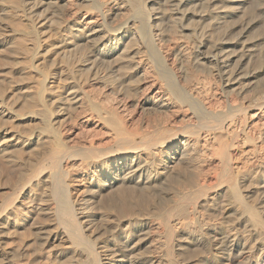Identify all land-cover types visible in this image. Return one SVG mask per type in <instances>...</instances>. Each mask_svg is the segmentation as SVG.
<instances>
[{"label":"bare ground","instance_id":"1","mask_svg":"<svg viewBox=\"0 0 264 264\" xmlns=\"http://www.w3.org/2000/svg\"><path fill=\"white\" fill-rule=\"evenodd\" d=\"M22 1L24 2L25 5L26 4L29 6L32 5L30 8H33L32 9V12H33L37 8L39 9L43 7L44 5L45 6L52 5V4L58 5L63 0H22ZM72 1L75 2L74 5L75 4L85 5L88 2H92L95 4L99 3L101 10H100L98 17L96 18L86 19V20L79 22L77 20V17H75V14L74 15L72 14L74 17L72 16L71 19L68 18L69 20L67 19L68 21L66 23L63 22L65 24L64 31L66 29V33L65 32L63 33L65 35H64L63 45L61 49L62 48L64 49L66 46H74L76 48L77 44L84 40H88L87 42L95 41V48H94L95 53L98 55H103L105 54L106 51H108V55L111 58L112 64L109 67V74L107 76V78L108 77L111 78V83L112 81L114 82L116 81L118 82V84H120L119 82H122L123 79L129 75L137 76L138 80L140 81L142 79L148 80V78H152L151 81H147L148 82L147 85L143 86L144 91H142V93L144 92V95L142 94L143 99L140 103L141 108L143 109L142 111H147V113L149 114L151 113L148 111H152V112L161 111V112H164L165 114L167 110H170L171 108L176 107L177 108L176 112H178V109H179V113L181 112V114L178 117H182L184 121H186V123L185 124L183 123L184 125H181V126H175L177 124L174 122L173 123L174 125L171 123L170 124L171 126H167V124L163 125L164 123L162 124L161 122L160 123L161 126L155 127L156 128L155 131L149 132L148 136L146 135L147 138H144L141 141L136 140L135 135L140 130L138 125H140L141 123L139 119L135 118V116L129 112L131 109L129 108L128 104L126 105L123 104L124 99L121 101L123 103H120L119 101L120 98L117 99L116 94L118 90L117 91L115 90L116 93L113 91L112 92L108 91L109 92L108 93L105 90L107 92L106 94L103 92H102L103 94H97L94 90L87 91L89 89H85L84 87L86 86H88L89 88V87L94 86L95 84L104 85L105 83L104 79L106 77L101 76L102 75L100 74L101 70L100 71L97 70L95 67L96 64L95 63H94L95 65L92 64V61L91 63H88V64L84 62L83 65L81 64L82 68L80 69H78L77 64H76L77 66L74 65L76 68H73L71 66L72 61H74L72 59L73 57L71 58L70 57L71 55L68 56L70 54L69 51H68L69 53L68 55L66 54L67 51L66 53L62 51V54H60L61 52L60 53L58 52L56 54L57 56H59L58 54H60L59 56L60 60L61 62H63L61 64H65V66L67 64L66 66L67 68L64 70L65 68L64 66L63 71H60L61 69L60 70L58 69L57 73L66 74V76H69L67 79L73 80L74 82V86L68 92L67 97L68 96L71 97L68 99V101H73L75 104H77L76 108L78 109V112L76 114L77 115L76 117L79 120V123L81 124V126L82 125L87 126L91 124L93 119L94 120L97 119V121L98 120L100 121L98 122L99 124L103 125V127H106L107 129L106 132H108L109 134L107 135L109 137L108 139L110 138L114 139V141L112 142H111L112 139L108 140L110 142H104V140L100 141L97 137L98 140L96 141L95 140L90 141V139H89L90 142L87 140L86 141L82 140L83 142L81 143H77V144L74 143V144L69 145L68 141L65 140L66 138L62 140L64 136L63 137L61 136L62 138H57L59 129L56 127L57 121H55L53 118L54 117L53 113H55V110H52L53 113L50 114L49 112L51 110L49 111V109H47L48 107H50V109L52 108L51 106H48L49 104L47 105L48 90L50 89L48 87V81L50 80V77L54 75L55 73L51 72L49 75V73H47L46 70H48L50 67H53V68L57 67L58 64L60 63L59 57L57 58V56H55V58L52 60L48 57L50 60L47 61L46 64L49 63L51 66L48 64L49 66H47L48 69L45 70L46 71L45 73L43 70L45 68H43V66L45 64V61L48 59L47 58L42 59L39 55V52H37V49L36 50L32 49V51L35 50V53L33 52L32 57H30V60L28 59L29 61L27 62H29L28 64V68L30 71L29 73H33L37 77L36 78L37 85L36 86L34 85L36 87L35 88L36 91H34L35 93H33V91L31 90L30 91L31 93L36 95V98L38 99V101L35 100V98L34 100L38 103V105L40 104L41 110L39 109V112L37 113L36 112L29 113L28 111L27 112H28V115L31 114L34 117L36 116L40 120V122L44 123L45 126L44 128H42V131L40 129L41 127L38 126V129H40V131L37 130L38 133H29L28 136H26L25 134H24L25 136H22V134L21 136H19L18 133L14 134L12 132V129L9 128V126L7 125L8 123L7 118L11 119L13 118V116L16 117L15 109L13 106H8L5 103V98L1 97L0 98V133L1 134L3 133V139L0 142L2 146L1 150L8 151L12 145L21 143L23 137L27 139L26 140L27 142L26 143L24 142L25 145H28L29 142L30 143L32 142L31 140H33L37 134L38 136L44 135L48 137H54L60 140L59 142H56L57 146H54L53 149L51 150L52 152L50 154L51 155L50 158L48 157L47 160L43 158L44 160L41 159L40 162L38 161L37 164H34L35 168H33L32 172L30 173L31 175L30 174H29L30 176L27 175L29 176L27 179L25 178V180L20 182L19 185L17 184L18 186H16L9 195L7 194L8 196L7 198L4 197L5 199H2V200L0 199V263L1 264L16 263L15 258L16 257L19 258L20 257L19 255H21L22 253L26 255L28 253V249L31 246V244H29L30 242H26V239H27V237L25 236L26 234L24 235L23 238L19 237L21 239L19 238L17 239L15 235L16 233L13 232V229H17L20 226H25L31 221H33L32 223L35 224L38 218H40L39 220L42 221L43 220L41 219L42 216H49V218L51 217L54 220L52 225H54V227L56 225L57 227H55V229L54 228L50 229L51 226L37 228L34 225L36 230L34 231L35 234L33 233L35 235V239L32 245L33 244L37 245L40 242H43L44 244L42 243V245L44 246L62 244V243H70L73 247V250L76 256H79L82 259L84 257H88L92 260L93 264H128V262L129 264H186L185 259H186V254H187L186 252L187 247H185L182 239L187 241L188 242L187 244L195 241V244L198 245V248L202 247L203 250L205 248V251H203V253L208 251V254H209L208 263L209 264H264V206H261L264 203V198H260L261 196L260 195L259 198L256 200V203L252 204V202L249 203L250 201H248L247 199L248 197L244 193L245 192L244 189H246L249 186H253L255 184L260 186V188L264 191V90H261L260 92L256 90V92H259V94L256 93L258 95L255 98L248 97L249 94L246 95V93L249 91V88H250V82L254 78H256V75H255L256 71H254L255 73L253 72L254 74H251V73L249 74V73H246V71L242 69V64L243 62H246L245 59L247 56L245 55L246 53L244 52V49H243L244 47H241V51H239L240 53L238 52L237 48L240 46V43L236 41L237 39L232 38V35L234 34V32H232L233 29H231L232 26L230 27V29H227L228 27L225 28V30L227 29L228 31H226L224 34L222 31L221 32L222 34L218 36L213 35V33L216 32L214 30L216 27L213 28L214 32H212V34L209 33V31H204L200 35V40L197 41L195 44H193L191 47L189 46L190 48V49L188 48L189 54L187 57H185L186 58L185 61L188 64V66L191 65V67H193L192 69H194V67L197 68V66H202V65L203 66L206 65V67L208 66L209 76L208 78L206 77L207 79L204 81V83L201 86L199 87L194 86L195 87L194 89L191 88L193 92L190 93V96H189L190 99L186 98L182 94H180V91L179 93L175 91V87L182 83V82L180 83V78H181L180 75L183 74V72L180 71L182 73H179L176 71L178 68L175 69L176 67L173 68V66H171L170 64L171 60L169 61L168 56H165L164 54L165 52L164 51L165 50L164 49V44H165L164 37L160 35L161 34L160 31H159L160 34L157 32V28H158L157 22L163 19H166L165 21L168 20L169 22H173L174 24H176L177 27L179 26L181 30L186 29L183 25L185 21L195 16V15L187 14V12L189 11L188 7L190 5L192 6L193 4L195 7L199 6L203 10H207V13H205L204 15L200 14L202 18L201 20L210 19L215 14V13L213 14L212 12L216 10V5L222 2V0H166L165 1L166 4L164 3V6L166 5L165 6L166 8L163 13L161 12L162 15L160 16H158V14H153L154 13L153 9H151V7L149 6L150 5L149 3H152L150 2V0H138V11H137V8L135 9L137 11L136 13H135V10L133 11L134 14H136V16H133V15H132L133 17L129 16L131 19H127V21L125 20L126 22L124 21L125 22L124 24L121 23L120 25H116V26L115 25L113 26L112 18L114 15L121 13V12L125 13L126 11H132V8L129 7L130 5L129 6L126 5L125 0L124 1L114 0L115 2L114 4L116 5V8L109 6L110 2L112 3V1L110 0H72ZM135 5L137 6V4ZM23 8L26 9V6ZM82 8H84V6ZM214 8L215 10L213 11ZM76 9L75 10L77 13L80 9L78 7ZM86 10L90 12V10H88L87 8ZM126 14L127 13H125L124 15L126 16ZM42 17H43V20L46 19V17L44 16ZM136 17L140 18V21H138V18ZM136 22H140L141 26H138L137 25L138 23L136 24ZM116 23L118 24V22ZM13 26L14 25H12V27ZM134 26L137 28H135ZM173 26L175 30H177L175 25ZM16 28H18V26ZM133 29H135V31L139 33L137 38H135V35H132L131 37V31H133ZM21 30L22 29L20 30L14 29V31L17 33L18 31H21ZM27 32L28 31H26L25 33ZM28 34L30 35V33ZM197 34H200V33H197ZM12 35H13V32H12ZM251 36L252 34L250 35V37ZM18 37H21V36L18 35ZM137 40L141 42L140 44H142L143 47H147V48H149L150 46L154 47L155 49L152 51L155 52V56H157V58L156 57L155 58L145 57L146 59H139L138 55L142 49L140 50V48L137 46V43H136ZM166 42H167V38H166ZM159 43H162V44H159ZM167 44L165 45L166 47H167ZM39 45L40 44H38V46ZM159 46H162V47H159ZM75 48H73L74 51H75ZM61 49L59 51H61ZM92 51L93 50H91L90 52ZM146 51L147 50H145V52ZM5 52L7 51L5 50ZM148 52L146 53L148 54ZM248 53L249 52H247V54ZM45 54L43 53V55ZM182 55L185 56L184 53H182ZM47 56L48 55H46L45 57ZM19 63H17V66L19 65ZM184 65L182 62L181 66L184 67ZM96 66L98 67L100 66V64ZM160 68H163L164 71L161 70ZM81 69L85 70L88 73V74L84 73L85 75H88L86 76L87 78H85V75H82L83 77H81L82 73H79ZM186 71L187 70H185L184 72ZM194 71L196 70H192V72ZM15 72H17V70ZM78 75H80V77ZM32 77L34 76L32 75ZM186 77H187V74H186ZM21 78L23 77L21 76ZM195 78H197V76ZM67 79L65 80L66 82H68ZM198 79L199 78H197V80ZM143 80L141 82H143ZM24 81H27V80H24ZM145 83H146V80H145ZM158 84L163 85L164 87L158 86L159 87L158 88L157 87ZM11 85H14V84H11ZM17 85H19V83ZM21 85L23 84L21 83ZM106 85H107V82H106ZM217 86L219 87L220 90H222V92L220 93L221 95L219 96H215V93H216L215 91H216ZM106 87L105 89H108ZM121 87L122 86H120V88ZM9 89L12 91L10 86H9ZM227 89L231 90L230 92H227V93H234L236 95L238 99L236 102L231 101L232 98L228 96V94L226 93ZM120 90H124V89L123 88L119 89V94L122 92V91L120 92ZM126 91H123V92H126ZM3 93L4 92H2V94ZM53 93L54 92H52V94ZM98 93H100V91H98ZM22 94L24 93L22 92ZM56 94L58 96V93ZM213 94H214V97H212ZM217 94L218 93H216V95ZM27 96L29 95L27 94ZM60 96L62 95L59 94V97ZM13 97L16 98L17 96H13ZM127 100L125 99V101ZM62 101L67 102L66 99L65 100L62 99ZM33 102L30 101V103H33ZM58 102H61V101H58ZM131 102L132 103L130 104V106H134L135 101H131ZM22 104H25V103H22ZM63 105H59V106H63ZM223 105L227 107L223 109L222 108ZM22 107L25 108V105H22L20 108ZM26 107H27V104H26ZM36 109L38 108L36 107ZM22 110L20 109L21 113L19 112L21 116L22 114H24L22 113L23 112ZM58 110L60 112V110H62L61 107H59ZM24 112L26 113V111ZM67 113H68V110H67ZM72 113L70 112V114ZM167 115L168 114H166L165 116ZM196 115H203L205 119L208 118V120L210 121V122L206 121L204 123L207 129L212 131L206 139L202 137V132L201 130H198L199 128L197 124H194L193 121H192L193 123L191 122V119H193V117H195ZM69 116L70 115L66 117H69ZM67 120L65 122H67ZM69 121H71L72 123V120H69ZM71 123L69 124L71 125ZM58 124L60 123L58 122ZM63 125L65 127V123ZM148 128L150 127H147V129ZM60 131H62L61 125H60ZM82 132H84V129H81V133ZM64 134L65 133H63V135ZM59 137H60V134H59ZM61 140L63 141L62 143L60 142ZM243 147L249 148L248 152L250 151V154L249 153L248 154L251 156L245 159L246 161L242 160L244 161V163H241L237 161V157H238V153ZM31 154L34 155L33 152ZM202 155L207 156L210 159V163L215 165V168H216L215 174L214 172H212V175H210L211 174L210 173L211 171H210L209 175L205 174L206 177L203 176V180H204L203 182H199L200 181L199 179L198 181H196V183L194 182V184L196 185V187L194 186V188H196L194 191L188 190V192H184L178 189L177 192L175 193L177 197L174 200L173 205L169 209L167 208V212L165 213L163 222L162 224H159V225H163L164 229H161L162 230L161 231L160 228H157V225L154 224V228H153L154 231L152 234H154L157 237L156 238L157 240L155 241H157L156 242L157 248L160 250L159 252H161V255H159L160 257L152 256L153 254H149V253L148 255H150V257H143L140 255L137 256L138 254V251H137L138 247L136 245L137 242L134 243L135 245L133 244V242L138 237L136 236V232L140 228L142 230L144 229L147 230V228L152 227V225L149 226L150 223L148 220L151 219V217H153V215L155 214V211H154L155 207L153 206L154 205L153 203L156 201H154L155 200L154 199L153 200L154 202L153 201L151 202L153 205L149 201L147 202L145 198L147 195L146 193L149 192L150 194H152L153 191H155L156 184L158 182L160 183V181H162L163 183L166 180L169 181L168 179H171L170 177L173 175V173H176L175 165L177 166L176 163L178 161H181L182 159H186V158H192V159L197 160L201 158ZM197 162L198 160L196 161V163ZM207 162H209V160ZM256 162H258L257 165L255 164ZM213 167L214 166H212V168ZM201 170L202 169H200V171ZM175 175H173V178ZM66 178L69 179L68 181L70 182V184L66 182ZM179 180H180V177H179ZM188 180L190 181V179ZM170 181H173V179H171ZM182 181L184 180L182 179ZM174 183L169 182V184L171 185ZM177 183L182 185L181 182H177ZM184 185L185 184H183V186ZM222 185H226L225 186L226 189L224 192L226 193V195L229 196V197L227 196L229 198V202L227 200L228 199L227 197H226L227 199H225L227 200L228 203L227 202L223 203L224 200L221 201L222 196L224 194H223V191L220 192L219 189ZM41 188H44L45 192L40 193L41 191L39 192V190H41ZM180 188L182 187L180 186ZM215 188H219V189L216 190ZM127 190L131 192V193L129 192L131 194L129 196L130 197L132 196V199L133 198L135 199V196H136V199L134 201H135V204H137V206L135 205L136 208H134L132 206V203H130V205H127V208L124 209V211L121 210L123 211V213H121V211L118 210L119 202L115 201L117 197L115 199L114 196H118V200L120 198L124 202L126 201L125 198L127 196L125 195V192ZM156 191H155V194H156ZM144 193L146 194L145 196H144ZM249 195L250 193L248 194V196ZM112 197L115 200H113ZM147 197H151V196H149L148 194ZM167 197L169 196L167 195ZM223 197H225V195ZM147 199H151V198H147ZM116 202H118V204ZM127 203L129 202L127 201ZM119 205H122V203L120 202ZM160 205H163V204L160 203ZM106 211L107 213L110 212L111 214L114 212H117L118 214H123L124 218L127 217L126 220H124V222L128 223L130 228L121 229V226H122L121 224L124 218L121 221V217L116 216L117 219L120 221L117 223V227L118 225H120L119 226L120 228L119 229L117 228L116 230H113V231L109 229L110 230L109 233L110 232L112 233V235H110L112 236L110 240L111 244L106 245L107 244L106 243L105 245H102L100 247L99 244L97 243L96 238L98 237V235L101 234L99 231L103 229L104 226L101 229H99V231L95 229V231L100 233L98 235L96 234L97 232L95 233L97 235L96 238L92 236V233L94 235L95 231L93 232V229H94V226L98 224L97 222L102 220L101 218H103L104 220V216H106ZM207 212L208 213L212 212L213 214L217 213V214H220V216L230 214V216H233L234 218V219L231 218L234 220L233 224H231L232 223L231 222L229 224L231 226H228L227 228H220L219 226H217V224L215 226H212V225L210 226L209 225L210 221H208V218L211 216V214H208ZM20 217H22L21 219L24 218L22 220L23 221L22 223H20L19 221ZM108 221H110V218L108 219ZM37 222L39 223L40 221H37ZM44 223H46V221ZM60 225H63V226L65 225V226L64 227L62 226L63 229H60L59 228L61 227ZM225 225L226 224H224V226ZM240 226L245 228L244 232L245 230L246 232H248V236L246 238L242 239V237H240L238 233ZM106 229L104 228L105 231H107ZM148 231H146L147 234L149 233ZM143 233H145V231ZM140 234L142 235V233ZM244 236L245 235H243V237ZM141 239L142 238H140L139 240L141 241ZM99 241L101 240L99 239ZM8 244L12 246H8ZM38 246H41V245L38 244ZM153 246L155 247L154 244ZM136 251H137V254L135 255ZM31 255H30V258H31ZM154 255H157V254H154ZM206 256L207 255H205V257ZM77 259L78 257L75 260ZM23 264H27V263L23 262ZM81 264H86V262L81 263Z\"/></svg>","mask_w":264,"mask_h":264},{"label":"rangeland","instance_id":"2","mask_svg":"<svg viewBox=\"0 0 264 264\" xmlns=\"http://www.w3.org/2000/svg\"><path fill=\"white\" fill-rule=\"evenodd\" d=\"M17 0H0V83H2V84H0V95L2 94V92H4L1 96H0V98L2 97V98H5V103L8 105V106H13L14 107V109H15V115H16V117H14L13 116V118H11V119H8L7 118V121H8V123H7V125L9 126V128H11L12 129V132L14 133V134H17L18 133V135L19 136H21V134H22V136H28L29 135V133H38V131H40V129H41V131H42V128H44V123H42V122H40V120L35 116H33V115H31V114H29L28 115V112L30 113V112H39V109L41 110V107H40V104L38 105V103L35 101V100H37L38 101V99L36 98V95H34L33 93H35L34 91H36V83H37V77L35 76V74H33V73H29L30 71H29V68H28V64H29V62H27V61H29L30 60V57H32V55H33V52L35 53V50L37 49V52H39V55H40V57L42 58V59H45V58H47L48 60H46L45 61V64H46V62L47 61H49L50 59L52 60V59H54L55 58V56H57V54L56 53H60V54H62V51H64L65 53H66V51H67V55L68 56H70L74 61H72V67L73 68H76L75 66H77L78 67V69H80V68H82V65L84 64V62L85 63H91V61H92V64H96V65H98V64H100V66H96L95 64V67H96V69L97 70H101L100 71V74H102L101 76L102 77H106L104 80V85L103 84H95L94 86H92V87H89L88 88V86H86V87H84L85 89H89V90H87V91H90V90H94L97 94H103V93H107L108 91H110V92H115L116 93V91H117V94H116V96H117V99H119V101H120V103H123V102H121L123 99V101H124V105H126V104H128V106H129V108L131 109L129 112L132 114V115H134L135 116V118H137V119H139V121H140V125H138L139 126V131H138V133L135 135V137H136V140H138V141H141L142 139H144V138H147V136H148V133L149 132H152V131H155L156 130V128L155 127H157V126H161L160 125V123L162 122V124L163 125H166L167 124V126H171L170 124L172 123H176L177 125H175V126H181V125H184L185 123H186V121H184V119L182 118V117H178L180 114H181V112L179 113V109H178V112H176L177 111V108L176 107H174V108H171L170 110H167V112H165V114H164V112H161V111H154V112H152V111H148V112H150L151 114H149V113H147V111H142L143 109L141 108V101H142V99H143V95H144V92L142 93V91H144V85H147L148 84V82L147 81H151L152 80V78H148V80L147 79H142L143 80V82H141L140 80H138V77L137 76H135V75H129V76H127L126 78H124L123 79V81L122 82H119L120 84H118V82H114V81H112V83H111V78L110 77H108L107 78V76H108V74H109V67L111 66V58L109 57V55H108V51H106L105 52V54H103V55H98V54H96L95 53V50H94V48H95V41H89V42H87L88 40H84V41H81V42H79L78 44H77V46H76V48L74 47V46H66L64 49L62 48L61 49V47H62V45H63V40H64V35L65 34H63L64 32L66 33V29H65V31H64V26H65V24L63 23V22H67L69 19L68 18H72V16L75 14V17H77V20L80 22V21H83V20H86V19H91V18H96V17H98V15H99V13H100V10H101V7H100V4L99 3H92V2H88L87 4H85V5H77V4H75L74 5V1H72V0H63L62 2H60L58 5H54V4H52V5H44L43 7H41V8H37L35 11H33L32 12V9L33 8H30L32 5H25L24 4V2L22 1V0H18L17 2H16ZM110 1H112V3L110 2V4H109V6L110 7H115L116 8V5L114 4L115 2H114V0H110ZM124 1V0H123ZM166 0H150V2H152V3H149L150 5V7H151V9H153V14H158V16H160V15H162L161 14V12L163 13L164 12V10H165V6H164V3L166 4V2H165ZM224 0H222V2H220V3H218L217 5H216V10H215V8L213 9V11L214 12H212L213 14H214V16L212 17V18H210V19H207V20H201L202 18H201V16H200V14L201 15H204L205 13H207V10H203L202 8H200L199 6L198 7H195L194 6V4L191 6V8H190V6L188 7V9H189V11L187 12V14L188 15H195L194 17H192L191 19H189V20H187V21H185V23L183 24L184 25V27L186 28V29H183V30H181L180 29V27L178 28L177 26H176V24H174L173 22H169L168 20L167 21H165L166 19H163V20H159L158 22H157V24H158V28H157V32L160 34V32H161V34L160 35H162L163 37H164V41H165V44H164V54H165V56H168V58H169V61H170V64H171V66H173V68H175V69H177L176 71L177 72H179V73H182L183 72V74H181L180 76H181V78H180V85H178V86H176L175 87V91L176 92H178L179 93V91H180V94H182L184 97H186V98H189L190 99V93H192L193 92V90L192 89H194L195 87H199V86H201L203 83H204V81L208 78V74H209V71H208V66L206 67V65H202V66H197V68H199V69H197V68H195L194 67V69H192L193 67H191V65H189L188 66V64L186 63V61H185V57H187L188 56V54H189V46L191 47L193 44H195L197 41H199L200 40V35H201V33L202 32H204V31H209V33H211L212 34V32H214V30L216 31V32H214L213 33V35H215V36H218V35H220V34H222L221 32L223 31V34L226 32V31H228L227 29H230V27H231V29H233V31L232 32H234V34L232 35V38L233 39H237L236 41H238L239 43H240V46L237 48V50H238V52L239 51H241V47H244L243 49H244V52L246 53L245 55L247 56L246 57V59H245V61L246 62H243V64H242V69L243 70H245L246 71V73H251V74H254L255 72L254 71H256V73H255V75H256V78H254L251 82H250V88H249V91L246 93V95H248V97H253V98H255V97H257V95L259 94V92L261 91V90H264V0H226V1H228V2H226V1H224ZM8 2V3H7ZM18 2H19V4H18ZM21 2H22V4H21ZM125 2H126V5H130L129 7L130 8H132V11H126L125 13H127V14H129V15H127L126 14V16L124 15L125 13H123V12H121V13H118V14H116V15H114L113 16V26L115 25H120L121 23L122 24H124L126 21H127V19H131L129 16H136V14H134V10L137 8V11H138V0H125ZM234 2V3H233ZM252 2V3H251ZM64 3V4H63ZM163 3V4H162ZM90 4V5H89ZM135 4H137V6L135 5ZM154 4V5H153ZM158 4V5H157ZM2 5V6H1ZM22 5V6H21ZM72 5V6H71ZM133 5H134V7H133ZM240 5V6H239ZM17 6H19V7H17ZM21 6V7H20ZM26 6V9L25 8H23V7H25ZM53 6V7H52ZM65 6V7H64ZM80 9L77 13H76V10H78V9H76L77 7ZM84 6V8H82V7ZM136 6V7H135ZM236 6V7H235ZM249 6V7H248ZM48 7V8H47ZM49 7H51V8H49ZM90 7V8H89ZM12 8V9H11ZM14 8V9H13ZM19 8V9H18ZM86 8L88 9V10H90V12L89 11H87L86 10ZM18 9V10H17ZM76 9V10H75ZM218 9V10H217ZM250 9V10H249ZM86 10V11H85ZM238 10V11H237ZM247 10V11H246ZM15 11V12H14ZM19 11V12H18ZM30 11V12H29ZM62 11V12H61ZM136 10H135V13L137 12ZM156 11V12H155ZM246 11V12H245ZM252 11V12H251ZM4 12V13H3ZM32 12V13H31ZM74 12V13H73ZM87 12H89V13H87ZM129 12V13H128ZM201 12V13H200ZM45 13H46V15H45ZM253 13V14H252ZM32 14V15H31ZM41 16H44V17H46V19H48V20H43V17L41 16H39V15ZM61 14V15H60ZM73 14V15H72ZM121 14H123V15H121ZM13 15V16H12ZM29 15V16H28ZM49 15V16H48ZM58 15V16H57ZM69 15V16H68ZM119 15V16H118ZM39 18H38V17ZM117 16V17H116ZM122 16V17H121ZM125 16V17H124ZM132 16V17H133ZM242 16V17H241ZM17 17V18H16ZM74 17V16H73ZM127 17H129V18H127ZM139 17V16H138ZM138 17H136V18H138ZM162 17V16H161ZM241 18V19H240ZM30 19V20H29ZM68 19V20H67ZM114 19H115V21H114ZM124 19V20H123ZM245 19V20H244ZM19 20V21H18ZM126 20V21H125ZM12 21V22H11ZM125 21V22H124ZM138 21H140V18H138ZM241 21V22H240ZM247 21V22H246ZM251 23H250V22ZM40 22V23H39ZM45 22V23H44ZM116 22H118V24L116 23ZM162 22H164V23H162ZM212 22V23H211ZM229 22V23H228ZM236 22H237V24H236ZM239 22V23H238ZM246 22V23H245ZM253 22V23H252ZM13 23V24H12ZM16 23V24H15ZM35 23V24H34ZM138 23V24H137ZM160 23V24H159ZM166 23V24H165ZM171 23H173V24H171ZM234 23V24H233ZM23 24H25V25H23ZM37 24V25H36ZM64 24V25H63ZM136 24L138 25V26H141V23L140 22H136ZM135 24V25H136ZM162 24V25H161ZM192 24V25H191ZM12 25H14L13 27H12ZM50 25V26H49ZM173 25H175V27H176V29L177 30H175V28H174V26ZM186 25V26H185ZM189 25V26H188ZM207 25V26H206ZM228 25V26H227ZM239 25V26H238ZM18 26V28H16ZM31 26V27H30ZM161 26V27H160ZM163 26V27H162ZM200 26H201V28H200ZM209 26V27H208ZM212 26V27H211ZM237 26V27H236ZM11 27V28H10ZM51 27V28H50ZM135 27V26H134ZM133 27V28H134ZM208 27V28H207ZM216 27V28H215ZM228 27V28H227ZM234 27V28H233ZM13 28V29H12ZM22 29L21 31H18V33L17 32H15L14 31V29L15 30H20V29ZM135 28H137V27H135ZM205 28V29H204ZM210 28H211V30H210ZM213 28H215L214 30H213ZM222 28V29H221ZM225 28H227L226 30H225ZM33 29V30H32ZM163 29V30H162ZM207 29V30H206ZM209 29V30H208ZM217 29V30H216ZM244 29V30H243ZM26 31H28L27 33H25ZM59 31V32H58ZM134 31V32H133ZM133 31H131V37H132V35H135V38H137L138 37V34L139 33H137L136 31H135V29H133ZM138 31V30H137ZM160 31V32H159ZM201 31V32H200ZM218 31V32H217ZM237 31V32H236ZM239 31V32H238ZM243 31V32H242ZM246 31V32H245ZM12 32H13V35H12ZM33 32V33H32ZM28 33H30V35L28 34ZM39 33V34H38ZM60 33V34H59ZM166 33V34H165ZM197 33H200V34H197ZM237 33V34H236ZM240 33V34H239ZM25 34V35H24ZM29 36H28V35ZM34 34V35H33ZM252 34V36L250 37V35ZM16 35V36H15ZM18 35L19 36H21V37H18ZM24 35V36H23ZM33 35V36H32ZM166 35V36H165ZM39 36V37H38ZM177 36V37H176ZM234 36V37H233ZM10 37V38H9ZM49 37V38H48ZM179 37V38H178ZM238 37H240V38H238ZM3 38V39H2ZM166 38H167V42H168V44H167V42H166ZM169 38H171V39H169ZM183 39V40H182ZM249 41H248V40ZM170 40V41H169ZM179 40V41H178ZM181 40V41H180ZM240 40V41H239ZM51 41V42H50ZM256 41V42H255ZM87 42V43H86ZM24 45H23V44ZM136 43H137V46L140 48V53H139V55H138V57H139V59H146V58H149V57H156L157 58V56H155V52H153L152 50H154L155 48L154 47H152V46H150L149 48H147V47H143V45L142 44H140L141 42H139V40H137L136 41ZM22 44V45H21ZM32 44V45H31ZM38 44H40L39 46H38ZM140 44V45H139ZM159 44H162V43H159ZM158 44V45H159ZM167 44V47L165 46ZM190 44V45H189ZM242 44V45H241ZM244 44V45H243ZM25 46H26V48H25ZM80 46V47H79ZM136 46V45H135ZM142 46V47H141ZM163 46V45H162ZM162 46H159V47H162ZM248 46H249V48H248ZM31 47V48H30ZM55 47V48H54ZM58 47V48H57ZM25 48V49H24ZM41 48V49H40ZM67 48H68V50H67ZM73 48H75V51H74V49ZM79 48H80V50H79ZM146 48V49H145ZM189 48V49H188ZM251 48V49H250ZM32 49H35V50H33L32 51ZM50 49H52V50H50ZM61 49V51H59ZM66 49V50H65ZM72 49V50H71ZM77 49H78V51H77ZM89 49V50H88ZM151 49V50H150ZM187 49V50H186ZM240 49V50H239ZM247 49V50H246ZM5 50L7 51V52H5ZM13 50V51H12ZM91 50H93L92 52H90ZM145 50H147L146 52H148V54L145 52ZM157 50V49H156ZM170 50V51H169ZM173 50H174V52H173ZM246 50V51H245ZM68 51H69V53H68ZM70 51H72V52H70ZM84 51V52H83ZM152 51V52H151ZM187 51V52H186ZM31 52V53H30ZM247 52H249L248 54H247ZM43 53L45 54V55H43ZM50 53V54H49ZM92 53V54H91ZM142 53V54H141ZM154 55H153V54ZM167 53V54H166ZM179 53H180V55H179ZM182 53H184V55L185 56H183L182 55ZM187 53V54H186ZM240 53V52H239ZM30 54V55H29ZM60 54H58L59 56H60ZM86 54V55H85ZM145 54V55H144ZM147 54V55H146ZM250 54H251V56H250ZM46 55H48L47 57H45ZM73 55V56H72ZM74 55H76V56H74ZM94 55V56H93ZM177 55V56H176ZM13 56V57H12ZM28 56V57H27ZM59 56H57V58L59 57ZM98 58H97V57ZM141 56H142V58H141ZM182 56V57H181ZM256 56V57H255ZM25 57H27V58H25ZM50 59H49V58ZM94 57V58H93ZM103 57V58H102ZM146 57V58H145ZM180 57V58H179ZM184 57V58H183ZM259 57V58H258ZM85 58V59H84ZM95 58H97V59H95ZM179 58V59H178ZM263 58V59H262ZM29 59V60H28ZM89 59V60H88ZM173 59V60H172ZM181 59V60H180ZM87 60H88V62H87ZM95 60V61H94ZM248 60V61H247ZM260 60H262V61H260ZM24 63H23V62ZM59 61H60V63L58 64V66L57 67H50L51 68V70H50V68L48 69V67L47 66H49L50 64L49 63H47L46 65L44 64V66H46V67H44L43 66V68H45V69H43L44 70V72L46 73V71H47V73H49V75H50V73L52 72V73H55L54 75H52L51 77H50V80L48 81V87L50 88H48L49 90H48V98H47V105L48 106H51L52 108L50 109V107H48L47 109H49V111L51 110H55V113H53V111L51 112H49L50 114H52L53 113V118H54V120L55 121H57V123H56V127L59 129V132H58V137L57 138H62L63 136V138H62V140L63 139H65V140H67L68 141V144L69 145H71V144H74V143H81V142H83V141H89V139H90V141L91 140H100V141H103L104 140V142H110V141H108V140H110V139H112V138H110V139H108L109 137L107 136V135H109L108 134V132H106L107 131V129H106V127H103V125H101V124H99L98 122H100L99 120L97 121V119L96 120H92V122H91V124L90 125H87V126H81V124L79 123V120L77 119V112H78V109L76 108L77 107V104H75L73 101H68V99L69 98H71L70 96H68L67 97V95H68V92L72 89V87L74 86V82H73V80H69V79H67L69 76H66V74H58L57 72H58V69L60 70V71H63V68H64V66H65V64H61V63H63V62H61V60H60V57H59ZM172 61H173V63H172ZM177 63H176V62ZM5 62V63H4ZM20 62V63H19ZM76 62V63H75ZM80 62V63H79ZM180 62H181V64H180ZM182 62H183V65H184V67L183 66H181L182 65ZM16 63V64H15ZM17 63H19V65L17 66ZM21 63H23V64H21ZM74 63V64H73ZM79 63V64H78ZM179 63V64H178ZM11 64V65H10ZM49 64V65H48ZM63 65V66H61V65ZM77 64V65H76ZM82 64V65H81ZM258 64V65H257ZM75 65V66H74ZM102 65V66H101ZM8 66V67H7ZM51 66V65H50ZM61 66V67H60ZM66 66H67V64H66ZM65 66V68H64V70L67 68ZM59 67V68H58ZM71 67V68H72ZM161 67V66H160ZM183 67V68H182ZM202 67H203V69H202ZM6 68H7V70H6ZM11 68V69H10ZM19 68V69H18ZM26 68H28V69H26ZM72 68V69H73ZM100 68V69H99ZM181 68V69H180ZM244 68H246V69H244ZM5 69V70H4ZM22 71H21V70ZM24 69H26V70H24ZM46 69H48V70H46ZM161 70H163L164 71V69L163 68H160ZM204 69H205V71H204ZM256 69V70H255ZM261 69H262V71H261ZM17 70V72H15ZM46 70V71H45ZM83 69H81L80 71H79V73H82L81 74V77H83L82 75H85V74H88L85 70H83ZM185 70H187L186 72H184ZM189 70V71H188ZM191 70V71H190ZM192 70H196V71H194V72H192ZM14 71V72H13ZM24 71V72H23ZM28 72V74H27V72ZM59 71V72H60ZM180 71H182V72H180ZM199 71V72H198ZM201 71H203V72H201ZM206 71H207V73H206ZM250 71V72H249ZM10 72V73H9ZM67 72V71H66ZM197 72V73H196ZM254 72V73H253ZM260 72V73H259ZM8 74V75H6V74ZM23 73V74H22ZM25 73V74H24ZM85 73V74H84ZM193 75H192V74ZM197 75H196V74ZM200 73V74H199ZM258 73V74H257ZM10 74V75H9ZM20 74V75H19ZM27 74V75H26ZM186 74H187V77H186ZM207 74V75H206ZM261 74V75H260ZM32 75L35 77H32ZM21 76L24 78V76H25V78L23 79V78H21ZM28 76H30V77H28ZM57 76V77H56ZM60 76H62V77H60ZM79 77H80V75H78ZM86 76H88V75H85V78H87ZM185 76V77H184ZM191 76H193V77H191ZM197 76V78H199L198 80H197V78H195V77ZM199 76V77H198ZM54 77V78H53ZM207 77V78H206ZM13 78V79H12ZM28 78V79H27ZM67 79V81L68 82H66L65 80ZM84 78V79H85ZM190 78V79H189ZM193 78V79H192ZM261 78V79H260ZM19 79V80H18ZM23 79V80H22ZM62 79V80H61ZM108 79V80H107ZM150 79V80H149ZM183 79V80H182ZM194 79H196V80H194ZM22 80V81H21ZM24 80H27V81H24ZM32 82H31V81ZM56 80H58V81H56ZM61 80V81H60ZM64 80V81H63ZM107 80V81H106ZM145 80H146V83H145ZM192 80V81H191ZM5 81V82H4ZM13 81V82H12ZM20 81V82H19ZM29 81V82H28ZM139 81V82H138ZM191 81V82H190ZM197 81V82H196ZM200 81V82H199ZM256 81V82H255ZM9 82H11V83H9ZM25 82V83H24ZM28 82V83H27ZM63 82V83H62ZM65 82V83H64ZM72 82V83H71ZM106 82H107V85H106ZM109 82V83H108ZM125 82V83H124ZM129 82V83H128ZM135 84H134V83ZM141 82V83H140ZM190 82V83H189ZM258 82V83H257ZM4 83V84H3ZM19 83V85H17ZM21 83L23 84V85H21ZM31 83V84H30ZM59 83V84H58ZM68 83H70V84H67ZM122 83V84H121ZM124 83V84H123ZM140 83V84H139ZM261 83V84H260ZM11 84H14V85H11ZM17 86H16V85ZM109 84V85H108ZM110 84H111V86H112V88H111V86H110ZM134 84V85H133ZM138 84V85H137ZM142 84V85H141ZM197 84V85H196ZM263 84V85H262ZM3 85V86H2ZM35 85V86H34ZM107 87H106V86ZM122 86L121 88H120V86ZM126 85V86H125ZM130 85V86H129ZM187 85V86H186ZM9 86L11 87V89H12V91L9 89ZM15 86V87H14ZM33 88H32V87ZM100 86V87H99ZM124 86V87H123ZM162 87L163 85H160V84H158L157 85V87ZM195 86V87H194ZM14 87V88H13ZM29 87V88H28ZM65 89H64V88ZM97 87H98V89H97ZM105 87L106 88H108V89H105ZM110 87V88H109ZM118 87V88H117ZM140 87V88H139ZM158 87V88H159ZM164 87V86H163ZM263 87V88H262ZM8 88V89H7ZM22 88V89H21ZM63 88V89H62ZM124 89V90H120V92L122 91H126V92H123V94H122V92L119 94V89ZM126 88V89H125ZM192 88V89H191ZM258 88V89H257ZM3 89V90H2ZM28 89V90H27ZM34 89V90H33ZM130 89V90H129ZM253 89V90H252ZM10 90V91H9ZM25 90H27V91H25ZM33 91V93H31V91ZM55 90V91H54ZM57 90V91H56ZM59 90V91H58ZM107 92H106V91ZM116 90V91H115ZM228 90V89H227ZM226 90V93L227 92H230L231 90L229 89L228 91ZM252 90V91H251ZM255 90V91H254ZM256 90L257 91H259V92H256ZM18 91H20V92H18ZM50 91V92H49ZM98 91H100V93H98ZM128 91H130V92H128ZM133 91V92H132ZM136 91H137V93H136ZM140 91V92H139ZM254 91V92H253ZM12 92V93H11ZM22 92L24 93V94H22ZM27 92V93H26ZM30 92V93H29ZM52 92H54L53 94H52ZM61 92V93H60ZM103 92V93H102ZM128 92V93H127ZM136 94H135V93ZM216 93H218L217 95H216V93H215V96H219V95H221L220 93L222 92V90H220L219 89V87L217 86L216 87V91H215ZM5 93H7V94H5ZM9 93V94H8ZM11 93V94H10ZM15 93H16V95H15ZM56 93H58V96H57V94ZM109 93V92H108ZM131 93V94H130ZM134 93V94H133ZM255 93V94H254ZM256 93H258V94H256ZM27 94L29 95V96H27ZM56 94V95H55ZM59 94L60 95H62V96H60L59 97ZM104 94V95H105ZM143 94V95H142ZM228 94V96H230L232 99H231V101L232 102H236L238 99H237V97H236V95L234 94V93H227ZM230 94V95H229ZM4 95H6V96H4ZM8 95V96H7ZM23 95V96H22ZM35 97H34V96ZM54 95V96H53ZM112 95V94H111ZM122 95V96H121ZM12 96V97H11ZM13 96H17L16 98L15 97H13ZM27 96V97H26ZM131 96V97H130ZM29 97V98H28ZM31 97V98H30ZM50 97V98H49ZM64 97V98H63ZM66 97V98H65ZM122 97V98H121ZM124 97V98H123ZM212 97H214V94L212 95ZM17 98H18V100H17ZM34 98H35V100H34ZM7 99V100H6ZM14 99V100H13ZM25 99H27V100H25ZM28 99H30V100H28ZM62 99H66L67 100V102L65 101H62ZM125 99L127 100V101H125ZM130 99V100H129ZM137 99V100H136ZM16 100V101H15ZM49 100H51V101H49ZM55 100H56V102H55ZM13 101H14V103H13ZM30 101H34V102H36V103H30ZM54 101V102H53ZM58 101H61V102H58ZM131 101H135V104H134V106H130V104L132 103ZM16 102V103H15ZM20 102V103H19ZM68 102H69V104H68ZM71 102V103H70ZM74 104H73V103ZM22 103H25V104H22ZM56 105H54V104ZM14 104V105H13ZM20 104H22V105H25V108L27 109H25L24 107H22V108H20L22 105H20ZM26 104H27V107H29V108H27L26 107ZM33 104V105H32ZM64 104V105H63ZM29 105V106H28ZM30 105H32V106H34V107H32V106H30ZM36 105H38V106H36ZM59 105H63V106H59ZM55 108H54V107ZM58 106V107H57ZM68 106V107H67ZM229 106V105H228ZM32 107V108H31ZM36 107L38 108V109H36ZM59 107H61V109L62 110H60V112H59ZM137 107V108H136ZM225 107H227V106H222V108L224 109ZM25 110H24V109ZM65 108V109H64ZM67 108V109H66ZM176 108V109H175ZM20 109L23 111L22 113H24V114H22V116H21V112H20ZM29 109H31V110H29ZM137 109V110H136ZM37 110V111H36ZM67 110H68V113H67ZM70 110V111H69ZM76 110V111H75ZM172 110V111H171ZM175 112H174V111ZM24 111H26V113L24 112ZM28 111V112H27ZM64 111V112H63ZM132 111H133V113H132ZM20 112V113H19ZM58 112V113H57ZM66 112V113H65ZM70 112L72 113H75V114H73V116H72V114H70ZM144 112H145V114H144ZM159 112H161V113H159ZM18 113V114H17ZM163 113V114H162ZM27 114V115H26ZM59 114H61V115H59ZM136 114V115H135ZM141 114V115H140ZM166 114H168L167 116H165ZM178 114V115H177ZM25 115V116H24ZM68 115H70L69 117H66V116H68ZM157 115H159V116H157ZM162 115V116H161ZM173 115V116H172ZM18 116V117H17ZM57 116V117H56ZM142 116H143V118H142ZM151 116V117H150ZM161 116V117H160ZM71 117V118H70ZM75 117V118H74ZM164 117H166V118H164ZM171 117V118H170ZM60 118V119H59ZM68 120H67V119ZM73 118V119H72ZM155 118V119H154ZM161 118V119H160ZM16 119H18V120H16ZM20 119V120H19ZM22 119V120H21ZM64 119V120H63ZM63 120V121H62ZM67 120V122H65ZM69 120H72V123L73 122H75V123H71V121H69ZM143 120V121H142ZM155 120V121H154ZM21 121V122H20ZM35 121V122H34ZM62 121V122H61ZM138 121V122H139ZM194 122V124H197V126H198V130H201V132H202V137L203 138H207L208 136H209V134L212 132V131H210V130H208L207 129V127L204 125V123L207 121H209L208 120V118H206L205 119V117L203 116V115H196L195 117H193V119H191V122ZM10 122V123H9ZM11 122H12V124H11ZM41 124H40V123ZM58 122L60 123V124H58ZM151 122V123H150ZM192 122V123H193ZM210 122V121H209ZM36 123H38V124H36ZM65 123V127H64V124ZM69 123H71V125L69 124ZM153 123V124H152ZM184 123V124H183ZM59 126H58V125ZM75 124V125H74ZM199 124V125H198ZM30 125V126H29ZM34 127H33V126ZM60 125H61V130L62 131H60ZM80 125V126H79ZM101 125V126H100ZM150 125V126H149ZM174 125V124H173ZM10 126H12V127H10ZM17 126V127H16ZM26 126V127H25ZM38 126H40L39 128L40 129H38ZM64 127V129H63V127ZM14 127V128H13ZM25 129H24V128ZM147 127H150V128H148L147 129ZM17 130H16V129ZM69 128V129H68ZM154 128V129H153ZM19 129V130H18ZM23 129V130H22ZM34 129V130H33ZM36 129V130H35ZM81 129H84V132H82L81 133ZM97 129H98V131H97ZM38 130V131H37ZM65 130H67V131H65ZM18 131V132H17ZM22 131V132H21ZM33 131H35V132H33ZM78 131V132H77ZM93 131V132H92ZM96 133H95V132ZM61 132V133H60ZM65 133L64 135H63V133ZM27 133V134H26ZM71 133V134H70ZM105 133V134H104ZM25 134V135H24ZM59 134H60V137H59ZM62 134V135H61ZM145 134V135H144ZM146 136V137H144V136ZM62 136V137H61ZM68 136V137H67ZM101 136V137H100ZM37 137V138H36ZM36 137L33 139V140H31L32 142L30 143L29 141V144L28 145H25V143L27 142L26 140V138L25 137H23L22 138V141H21V143H18V144H15V145H12L10 148H9V150L8 151H2L1 149V143H0V199L2 200V199H5V198H7L8 196H7V194L9 195L12 191H13V189L16 187V186H18L19 184H20V182H22V181H24L25 180V178L27 179L31 174V172H32V170H33V168H35V165L34 164H37L38 163V161L40 162V160L41 159H45V160H47L48 159V157L50 158L51 157V150L53 149V147L54 146H57V144H56V142H59V140L60 139H57V138H54V137H48V136H38V134L36 135ZM40 137V138H39ZM93 137V138H92ZM97 137H98V139H97ZM48 138V139H47ZM50 138H52V139H50ZM69 138V139H68ZM3 139V133L1 134L0 133V142H1V140ZM47 139V140H46ZM50 139V140H49ZM55 139H57V140H55ZM36 140V141H35ZM39 140V141H38ZM54 140V141H53ZM60 141L61 143L63 142V141ZM83 140V141H82ZM106 140V141H105ZM53 141V142H52ZM77 141V142H76ZM89 141V142H90ZM112 141H114V139H112L111 140V142ZM25 142V143H24ZM14 143H16V142H14ZM53 143V144H52ZM43 145V146H42ZM53 145V146H52ZM26 146V147H25ZM49 146V147H48ZM32 149V150H31ZM37 149V150H36ZM239 149H241V148H239ZM248 149L249 148H242L241 150H240V152L238 153V157H237V161L238 162H241V163H244V161H246L245 159H247V158H249L251 155H249L250 154V151L248 152ZM12 150V151H11ZM16 150V151H15ZM18 151H20V152H18ZM24 151V152H23ZM49 151V152H48ZM34 153V155L33 154H31V153ZM36 152V153H35ZM242 152V153H241ZM244 152V153H243ZM245 152H247V153H245ZM249 153V154H248ZM17 154V155H16ZM38 155V156H37ZM243 155V156H242ZM245 155V156H244ZM249 155V156H248ZM20 156V157H19ZM15 157V158H14ZM42 157V158H41ZM204 157V158H203ZM244 157V158H243ZM10 158V159H9ZM22 158V159H21ZM40 158V159H39ZM201 158H202V160H201ZM201 158H199V159H197L198 160V162L196 163V159H192V158H186V159H182L181 161H178L176 164H177V166L175 165V172L177 173H173V175H175L174 176V178H173V175L170 177L171 179H173V181H170L171 179H168L169 181H164L163 183H162V181H160V183H159V185H158V183L156 184V188H155V191H156V194H155V191H153V195L152 194H150L149 192H145L144 193V196L146 195V200H147V202L149 201L150 203L154 200V201H156V202H154L152 205L155 207V214L153 215V217H151V219H149L148 221H149V226H151L152 225V227H150V228H147V230L146 229H144V230H142L141 228L140 229H138V231L136 232V236H138V237H140V238H142L141 239V241L139 240L140 238H136V240L133 242V244L135 243V242H137L136 243V245H137V251H138V254H137V251H136V253H135V255L137 254V256H143V257H150V255H148V253L149 254H153L152 256H156V257H160L159 255H161V252H159L160 250L157 248V241H155V240H157L156 238V236L154 235V234H152L153 233V228H154V224L155 225H157V228H160V230L161 229H164V227H163V225H159V224H162V222H163V218L165 217V213L167 212V208L169 209L172 205H173V203H174V200L176 199V192H177V190L179 189V190H181V191H184V192H188V190L189 191H194L196 188H194V186L196 187V185L194 184V182L196 183V181H198V179L200 180L199 182H203L204 180H203V176H205L206 177V175H209L210 173V175H212V172H214V174H215V165L214 164H211L210 163V159L207 157V156H201ZM208 158V159H207ZM243 158V159H242ZM2 159V160H1ZM12 159V160H11ZM30 159V160H29ZM43 159V160H44ZM10 160V161H9ZM19 160V161H18ZM187 160H188V162H187ZM192 160V161H191ZM195 160V161H194ZM204 160V161H203ZM209 160V162H207ZM242 160H244V161H242ZM186 161V162H185ZM195 163H194V162ZM7 162V163H6ZM192 162V163H191ZM206 162V163H205ZM204 165H203V164ZM257 163L258 162H256L255 164L257 165ZM186 164V165H185ZM191 164V165H190ZM194 166H193V165ZM211 164V165H210ZM32 165V166H31ZM197 165V166H196ZM201 165V166H200ZM18 166V167H17ZM206 166V167H205ZM212 166H214L213 168H212ZM26 167V168H25ZM200 167V168H199ZM32 168V169H31ZM191 168V169H190ZM15 169H16V171H15ZM193 169V170H192ZM199 169V170H198ZM200 169H202L201 171H200ZM204 169V170H203ZM210 169V170H209ZM4 170V171H3ZM8 170V171H7ZM11 170V171H10ZM21 170V171H20ZM199 172H198V171ZM209 170V171H208ZM26 171V172H25ZM194 171V172H193ZM208 171V172H207ZM211 171V172H210ZM3 172V173H2ZM210 172V173H209ZM6 173V174H5ZM195 173V174H194ZM208 173V174H207ZM30 174V175H29ZM181 176H180V175ZM206 174V175H205ZM23 175V176H22ZM27 175H29V176H27ZM17 176V177H16ZM184 176V177H183ZM191 176V177H190ZM193 176V177H192ZM199 176V177H198ZM179 177H180V180H179ZM183 177V178H182ZM178 178V179H177ZM187 178V179H186ZM192 178V179H191ZM194 178V179H193ZM202 178V179H201ZM11 179V180H10ZM15 179V180H14ZM182 179L185 181H182ZM188 179H190V181L188 180ZM195 179H197V180H195ZM205 179V178H204ZM4 180V181H3ZM69 179H67L66 178V182L68 183V184H70V182L68 181ZM174 180H176L177 182H181V184L182 185H180L179 183H177L176 181H174ZM179 180V181H178ZM7 181V182H6ZM15 181V182H14ZM19 181V182H18ZM193 181V182H192ZM18 182V183H17ZM169 182L170 183H174V184H169ZM184 182V183H183ZM190 184H189V183ZM5 183V184H4ZM13 183V184H12ZM162 183V184H161ZM166 183H168V184H166ZM177 183V184H176ZM16 184V185H15ZM18 184V185H17ZM179 184V185H178ZM183 184H187L185 187L183 186ZM163 185V186H162ZM3 186V187H2ZM83 186V185H82ZM158 186V187H157ZM177 186H179V187H177ZM180 186L182 187V188H180ZM190 186V187H189ZM192 186V187H191ZM224 186V187H223ZM226 185H222L221 187H220V189L219 188H215L216 190L217 189H219V191L220 192H222L223 191V194L225 195V197H223L222 196V200L221 201H223V203H225V202H227V200H228V202H229V196L228 195H226V193L224 192L225 191V189H226V187H225ZM254 186V187H253ZM253 186H249V187H247L246 189H244V193L247 195V199H248V201H250L249 203H251L252 202V204L253 203H256V200L259 198V196H260V198H264V191L260 188V186H258V185H253ZM176 187V188H175ZM219 187V186H218ZM163 188V189H162ZM167 188V189H166ZM191 188V189H190ZM193 188V189H192ZM11 189V190H10ZM183 189V190H182ZM186 189V190H185ZM224 189V190H223ZM250 189V190H249ZM10 190V191H9ZM249 190V191H248ZM41 191V192H40ZM39 192L40 193H43V192H45V189L44 188H41V190H39ZM128 194H127V193ZM125 192V195L127 196L126 198H125V200L126 201H122L120 198H119V200H118V196H114V198L116 199V197H117V199L115 200V199H113V197H112V199L113 200H115V201H118L119 202V204H120V202L122 203V205H124V206H122V205H119L118 204V202H116L117 204H118V210L119 211H121V210H123L124 211V209H126L127 208V205H130V203H132V206L134 207V208H136V206H137V204H135V199H136V196H135V199L133 198L132 199V196L130 197L129 195H131L130 193V191L129 190H127ZM130 192V193H129ZM261 192H263V193H261ZM159 193H160V195H159ZM175 195H174V194ZM250 193V195L248 196V194ZM257 194V196H256V194ZM148 194H149V196H151V197H147L148 196ZM158 195V196H157ZM167 195L169 196V197H167ZM252 195V196H251ZM152 196H153V198H152ZM228 196V197H227ZM263 196V197H262ZM5 197V198H4ZM154 197H156V198H154ZM228 199H227V198ZM250 197V198H249ZM256 197V198H255ZM147 198H151V199H147ZM255 198V199H254ZM129 199V200H128ZM225 199H227V200H225ZM251 199V200H250ZM254 200V201H253ZM114 201V202H115ZM127 201L129 202V203H127ZM132 201H134V202H132ZM199 201H201V200H199ZM165 204H164V203ZM227 202V203H228ZM124 203V204H123ZM160 203L161 204H163V205H160ZM156 204V205H155ZM264 204V203H263ZM261 205V206H264V205ZM136 205V206H135ZM159 207H158V206ZM163 206V207H162ZM167 206V207H166ZM226 206V205H225ZM123 209H122V208ZM157 207V208H156ZM119 208H121V209H119ZM133 208V209H134ZM159 209V210H158ZM161 209V210H160ZM164 210V211H163ZM118 211V212H119ZM123 211H121V213H123ZM163 211V212H162ZM109 212V211H108ZM117 212H114V213H107V211H106V216H104V220H103V218H101L102 220H100V221H98L97 223V225H95L94 226V229H93V232L95 231V229H97V231H99V229H101L103 226V229H101L99 232L101 233H99V232H97V231H95L94 232V235H93V233H92V236H94V238H96L97 237V235L98 234H100V235H98V237L96 238V240H97V243L99 244V246L101 247L102 245H105L106 243V245H110L111 244V242H110V240H111V238H112V236H110V235H112V233L110 232L109 233V231L111 230V231H113V230H116L117 228L119 229L120 227V225H118V227H117V223L118 222H120L118 219H117V217L116 216H119V217H121V221H122V219L124 218V215L123 214H116ZM208 213V212H207ZM111 214V215H110ZM114 214V215H113ZM208 214H211V216H212V218H211V216L208 218V221H210L209 223V225L211 226H215L216 224H217V226H219L220 228H227L228 226H231V225H229L231 222V224H233V216H230V214L229 215H224V216H220V214H217V213H215V214H213L212 212L211 213H208ZM219 215V216H217V215ZM123 216V217H122ZM216 218H215V217ZM228 218H227V217ZM229 216H230V218H229ZM48 217V218H47ZM112 217V218H111ZM220 217V218H219ZM222 217V218H221ZM22 217H20L19 218V221H20V223H22L23 221V219H21ZM110 218V221H108V219ZM114 218V219H113ZM127 218V217H126ZM126 218H124L123 219V221H122V226H121V229H127V228H130V226H129V224L128 223H125L124 222V220H126ZM211 218V219H210ZM231 218H233V219H231ZM40 218H38L37 219V221H40L41 222V224H40V222L38 223L37 221L35 222V224H33L32 222L33 221H31V222H29L27 225H25V226H20L19 228H17V229H13V232H15L16 234V238L18 239L19 237H21V238H23L24 237V235L27 237V239H26V242H30L29 244H31V246H30V248L28 249V253L26 254V255H24L23 253L21 254V255H19L20 257V259H21V261H20V259L18 258V257H16L15 258V262L16 263H14V264H23V262L25 263H27V264H81V263H85L86 262V264H93L92 263V260L90 259V258H88V257H84L83 259L81 258V257H79V256H76L75 255V253H74V250H73V247H72V245L70 244V243H62V244H55V245H49V246H47V245H42V243L43 242H40V243H38V244H40L41 246H38V244L37 245H32V243L34 242V239H35V233H34V231L36 230V228H35V226L37 227V228H39V227H50V229H55V227H57L56 225H55V227H54V225H52V223H53V218H49V216H42L41 217V219H43L42 221H46V223H44V222H42L41 220H39ZM45 219V220H44ZM112 219H113V221H112ZM48 220H50V221H48ZM116 220H118V221H116ZM232 220V221H231ZM107 221V222H106ZM155 223H154V222ZM49 222V223H48ZM114 222V223H113ZM116 222V223H115ZM215 222V223H214ZM218 222V223H217ZM224 222V223H223ZM44 225H43V224ZM106 223V224H105ZM112 225H111V224ZM152 223V224H151ZM211 223H213V224H211ZM219 223H221V224H219ZM47 224H49V225H47ZM105 224V225H104ZM108 224V225H107ZM224 224H226L225 226H224ZM35 225V226H34ZM101 225V226H100ZM116 225V226H115ZM159 225V226H158ZM222 225V226H221ZM30 226V227H29ZM34 226V227H33ZM61 227H59L60 229H63V227L65 226H63V225H60ZM63 226V227H62ZM111 228H110V227ZM112 226H114V227H112ZM126 226V227H125ZM100 227V228H99ZM108 227V228H107ZM242 226H240L239 227V231H238V233H239V235H240V237H242V239L243 238H246L247 236H248V232H246V230H245V232H244V229L245 228H241ZM104 228L107 230V231H105L104 230ZM25 229V230H24ZM110 229V230H109ZM29 230V231H28ZM102 230H104V231H102ZM141 230V231H140ZM148 230H150V231H148ZM152 230V231H151ZM140 231V232H139ZM145 231V233H143V232ZM146 231H148L149 233L147 234L146 233ZM162 231V230H161ZM244 232V233H242V232ZM22 232V233H21ZM27 232V233H26ZM97 232V233H96ZM106 232H108V233H106ZM34 233V234H33ZM97 235H96V234ZM103 233H105V234H103ZM140 233H142V235L140 234ZM241 233V234H240ZM27 234H28V236H27ZM139 234V235H138ZM33 235V236H32ZM37 235V234H36ZM146 237H145V236ZM153 237H152V236ZM243 235H245L244 237H243ZM102 236V237H101ZM106 237V238H105ZM110 237V238H109ZM148 237V238H147ZM21 238H19V239H21ZM105 240H104V239ZM99 239L101 240V241H99ZM138 239V240H137ZM144 239H145V241H144ZM104 240V241H103ZM140 241V242H139ZM182 241H183V243H184V245H185V247H187V250H186V252H187V254H186V261H185V263L186 264H209L208 263V260H209V254H208V251H207V249H206V251L207 252H204L203 253V251H205V248H204V250H203V248L202 247H199L198 248V245H196L195 244V241H191L192 243H193V245H192V243H189V244H187L188 242L187 241H185V240H183L182 239ZM181 241V242H182ZM138 242H139V244H138ZM44 244V243H43ZM132 244V245H133ZM153 244L155 245V247L153 246ZM195 244V245H194ZM57 245V246H56ZM135 245V244H134ZM8 246H12V245H9L8 244ZM36 246V247H35ZM44 246V247H43ZM54 246V247H53ZM189 246V247H188ZM196 246V247H195ZM70 247V248H69ZM196 248V249H194V248ZM41 248V249H40ZM52 248V249H51ZM191 248V249H190ZM38 249H39V251H38ZM44 249V250H43ZM54 249V250H53ZM148 249H150V250H148ZM101 251V250H100ZM37 252V253H36ZM156 252H158V253H156ZM74 253V254H73ZM143 253V254H142ZM160 253V254H159ZM206 253V254H205ZM32 254V255H31ZM142 254V255H141ZM144 254H146V255H144ZM154 254H157V255H154ZM30 255H31V258H30ZM34 255V256H33ZM72 255V256H71ZM75 255V256H74ZM187 255H188V257H187ZM205 255H207L206 257H205ZM26 256V257H25ZM28 256V257H27ZM42 257V258H41ZM78 257V259L77 260H75L76 258ZM27 258V259H26ZM31 260H30V259ZM74 258V259H73ZM79 258H81V259H79ZM19 259V260H18ZM205 259H207V260H205ZM18 260V261H17ZM130 260H132V259H130ZM201 260V261H200ZM23 261V262H22ZM81 261V262H80ZM84 261V262H83ZM90 261V262H89ZM188 261V262H187ZM21 262V263H20ZM1 264V263H0ZM128 264H129V262H128Z\"/></svg>","mask_w":264,"mask_h":264}]
</instances>
